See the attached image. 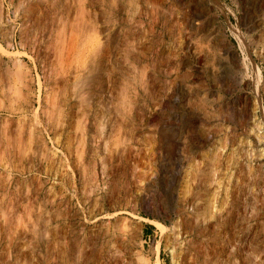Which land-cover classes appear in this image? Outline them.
Masks as SVG:
<instances>
[{
    "label": "rangeland",
    "instance_id": "374dc122",
    "mask_svg": "<svg viewBox=\"0 0 264 264\" xmlns=\"http://www.w3.org/2000/svg\"><path fill=\"white\" fill-rule=\"evenodd\" d=\"M0 46V264H264V0H0Z\"/></svg>",
    "mask_w": 264,
    "mask_h": 264
},
{
    "label": "bare ground",
    "instance_id": "6f19581e",
    "mask_svg": "<svg viewBox=\"0 0 264 264\" xmlns=\"http://www.w3.org/2000/svg\"><path fill=\"white\" fill-rule=\"evenodd\" d=\"M101 3V2H100ZM83 13V12H82ZM95 34V33H94ZM88 42V41H87ZM5 52V50L1 48L0 46V52ZM6 53V52H5ZM8 54V53H7ZM215 60V59H214ZM206 63V62H205ZM245 69L247 67V64L243 63V65ZM246 70V69H245ZM237 75L239 76V78L244 79V70L240 71L239 70V73L238 71L236 72ZM23 79V78H22ZM258 82H259V77H258V73H257V79H256V83L258 85ZM255 83V84H256ZM3 84V83H2ZM75 85V84H74ZM26 86V85H25ZM259 86V85H258ZM80 87V86H79ZM85 87V86H84ZM87 91V90H86ZM89 93V92H88ZM204 94V93H203ZM203 101V100H202ZM201 103V102H200ZM200 107V106H199ZM255 117V116H254ZM250 118V117H249ZM18 121V120H17ZM7 123V122H6ZM21 123H24V122H21ZM11 124V123H10ZM246 125V124H245ZM4 126V125H3ZM249 126V124H248ZM253 130H255V132H259L260 131V124L258 122H255V121H252L250 126ZM17 129V128H16ZM33 129V128H32ZM21 130V129H20ZM252 130V131H253ZM6 131V130H5ZM35 131V130H34ZM3 133V131H2ZM21 133V132H20ZM250 133V131H249ZM21 135V134H20ZM8 143V142H7ZM19 143V142H18ZM2 145V144H1ZM26 145V144H25ZM3 146V145H2ZM4 147V146H3ZM6 147V146H5ZM218 148L217 147H213L212 148V151L210 152V156H209V159L207 161L208 163V167H207V173L205 174L206 178L204 179V181H206L208 183L206 189H205V193L203 195V206L201 207V219L202 220H211L214 218V216H216V213L219 211L218 207L222 209L223 205H224V202L225 200L222 199V200H219V194H220V189H221V181L219 179L216 178V175H217V168L219 167V165L217 164L218 162H216L217 160V157H216V154H214V151H216ZM5 151V150H4ZM23 151V150H22ZM22 153V152H21ZM2 154V153H1ZM14 154V153H13ZM7 158V157H6ZM219 158V157H218ZM220 164V163H219ZM216 167V168H215ZM223 170V169H222ZM188 174V173H187ZM221 174V173H220ZM186 175V174H185ZM189 176V175H188ZM204 176V177H205ZM187 177V175H186ZM228 177V176H227ZM223 179V178H222ZM224 184V183H223ZM228 185V184H227ZM202 186V185H201ZM225 186V185H224ZM183 189V192L185 191L186 192V189H187V183L186 181L184 182V185L182 187ZM224 194V192H223ZM227 195V194H226ZM225 195V196H226ZM224 198V195L223 197ZM197 201V200H196ZM226 203V202H225ZM220 209V210H221ZM199 211V210H198ZM199 218V217H198ZM204 222V221H203ZM202 222V223H203ZM151 225H155L157 227H160L162 233L163 231L165 230L164 228H162V225L160 224H156L155 222L153 221H150ZM160 225V226H159ZM161 239V238H160ZM159 242V241H158ZM158 247V245H156ZM156 247V248H157ZM226 260V259H225Z\"/></svg>",
    "mask_w": 264,
    "mask_h": 264
}]
</instances>
